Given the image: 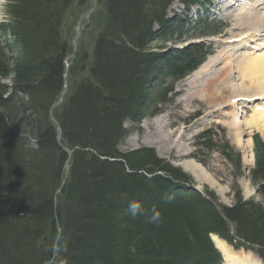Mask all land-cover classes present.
Segmentation results:
<instances>
[{"label":"trees","instance_id":"16d2710c","mask_svg":"<svg viewBox=\"0 0 264 264\" xmlns=\"http://www.w3.org/2000/svg\"><path fill=\"white\" fill-rule=\"evenodd\" d=\"M87 1L5 4L8 23L0 27V40L12 64L4 62L8 57L0 46V264H214L219 255L209 234L232 243L226 220L237 237L263 250L264 207L259 203L239 199L236 191L235 203L221 205L222 215L217 201L209 199L212 192L186 190L170 180L186 176L152 149H117L127 135L124 122L135 124L161 112L173 90L171 79L195 69L204 57L199 47L170 50L166 56L153 51L154 39L180 41L183 34L182 26L172 34L166 28L174 21L163 17L172 0H97L101 26L86 73L69 82L79 76L75 57L66 76L67 96L52 111L60 144L72 151L60 186L67 155L56 142L48 113L64 87L65 26ZM8 75L9 85L2 81ZM29 138L34 149L26 144ZM207 142L201 149L212 151ZM253 152L250 175L254 184L260 181L264 198V143L256 141ZM224 154L240 174L239 155L228 147ZM156 170L165 176H155ZM132 200L145 208L155 205L160 223L143 216L133 220L126 211ZM55 215L60 234L51 260Z\"/></svg>","mask_w":264,"mask_h":264},{"label":"rangeland","instance_id":"374dc122","mask_svg":"<svg viewBox=\"0 0 264 264\" xmlns=\"http://www.w3.org/2000/svg\"><path fill=\"white\" fill-rule=\"evenodd\" d=\"M7 2L8 0H0V27L1 25L3 26L8 23V16L5 12V4ZM86 3L87 6L78 10L74 16L70 18L69 25L67 27L65 26V40L69 49L66 59L67 62H70L69 67L75 57L78 56V59L76 60V70L79 76L75 78H71L70 76L69 82L71 83L86 73L90 49L101 26V14L100 8L97 6V0L93 11H91L88 16V23L85 24L84 15L90 9L92 0H88ZM240 4L243 5L242 3ZM256 4L255 5L258 7V15H264V9H261L259 3ZM235 9L236 3H232V0H206L204 3H202L201 0L193 3H184L180 0H172L169 2L163 17L166 20L168 18H174V21L168 22L166 27L168 29V33L172 34L179 30L180 26H182L183 34L179 35L180 41L175 42H163L160 39H154L151 46L153 47V51L157 52L161 50L164 52L165 56L169 50L173 51V49L184 52L189 48L196 49L199 47L202 49L206 47L210 48L211 51L204 60L206 64L202 63L203 67L199 66L196 71L193 73L191 72V74H195L201 69L198 73V77L200 76L198 80L191 79L186 82L190 86H186L184 82L191 74L187 75L178 82L177 80L179 77L177 76L171 79L173 90L171 93L168 92L166 94L168 101L161 106L162 111L158 115L155 117L152 116L142 118L134 125L128 122L125 123V128L128 132L123 141L117 147L118 151L121 153H126L140 148L152 149L156 156L164 161V163H167L170 167L179 170L186 176L183 180L169 177L170 180L178 185L184 186L186 190L196 188L197 191L203 194V190L206 188L209 192H212L215 197L213 196L209 199L217 201V205H220L217 207L219 210L218 212L222 215L223 213L220 210L221 205L231 206L235 203L236 199L234 195L236 191H238L240 197L239 199L242 198V200H246V202L259 203L260 207H264L263 195L258 191L257 187V184L260 181H258L257 184H254L252 182V177L247 170L251 164H249V166L247 164L244 165L245 163H243L241 158L240 161H242V164L246 167V169L241 167V173L238 174L234 171V160L229 159L224 154L226 147H229L230 149L232 148L235 153L241 154V150L237 142L238 126L235 122V112L239 108H242V111L244 109L239 102L242 101L241 98L245 96L242 92L247 90L257 96H261L262 98L260 99H264V48L253 51L249 47H244L238 50L237 53H240V55L234 58L230 53L232 50L231 48L239 43L238 40L234 39L237 37L239 38V35L241 37V35L245 33L241 27L235 24L237 22V16L234 15L235 11H233ZM238 10L239 8L236 9V12H238ZM227 12L229 13L226 14ZM205 21L212 23V26L215 24L217 25L215 28L217 31L213 33L214 35H211L212 33L209 31H213V29L205 30L202 27L195 28L198 23H204ZM255 22L259 23L256 20ZM184 25L186 27H184ZM158 29L159 26L154 24L153 31L156 32ZM78 31L79 34L76 36V52L72 61H70L69 55L74 50L73 39ZM165 34L168 35L167 33ZM230 42L234 43V45H229L231 44ZM249 44L253 45L252 42H249ZM228 45L229 47H227ZM246 48L249 49L245 50ZM242 49H244V52H241ZM7 54L9 55V58L7 60L5 57L4 62H10L7 63L8 66H10L12 62L10 52L8 50ZM231 58L234 60L239 58L238 60L240 61L235 69L236 73H238L240 77V80L235 86H231L227 83L228 78H231L233 75L231 69ZM211 59H218V61H214V66H211L212 68L210 71L207 61ZM191 60L193 59L191 58ZM185 63L186 61L184 64ZM8 72L13 74V72L9 69ZM67 73L68 70L64 72V87L59 95V98L61 97L62 101L54 107V109L59 107L63 102L64 97L67 96ZM187 73L188 70L184 69L180 75L184 76ZM176 74L179 75L178 72ZM255 76L258 78L260 77V83H251V79ZM10 81L11 75H8L5 79H3L4 84H9ZM260 89L263 90H261L260 93H257ZM187 92H190L189 95L191 97H183ZM199 94L201 96H199ZM194 95L195 97H193V99L192 96ZM197 96L201 98H197ZM202 97L204 99L201 101L200 99H202ZM236 98L240 99L236 101ZM182 99L187 100V102L190 99H193V103L191 104L192 108H201V112L196 116H194V114L191 115L189 118L190 123L187 126H183L180 120V113L182 112L183 106L180 105L178 101ZM197 99H199V101ZM256 102V105L254 103L253 106L244 103L251 108L246 111L245 116L243 113V116L245 118L248 117L247 121L249 120L248 122L251 124L250 130L258 133L260 137L264 139V109L259 107L260 103H263L264 100ZM159 105L160 104L158 103L157 106ZM231 108H233V110H231ZM164 114H167V122L171 123L170 126H166V120L163 121L160 119L157 120L162 121V125H156L159 129L154 130L152 127L147 128L142 126L146 120L155 119ZM174 122H179V125L174 126ZM164 127H167V129L165 131H160V129ZM183 127L185 128L182 129ZM147 134H153L157 138L153 139L150 136H146ZM149 138L152 140H148ZM29 139L26 144L30 148L34 149L36 145L32 138ZM202 141H208L207 144L212 148V151L201 149L198 144ZM223 144L226 147L223 146ZM186 163H190L191 166L185 167ZM192 167H198L199 169L194 170ZM67 173V171L64 173V179L60 185L61 187L64 185ZM153 173L155 176H165L163 171L156 170ZM61 187L58 188L55 194L61 190ZM226 221L228 229H230L228 233H231L234 236L232 243H234L236 251L239 250L243 251V253H249L258 262L257 264H264V249L261 250L257 242H248L237 237L234 231V224L229 220ZM54 222L57 235L52 249L53 253L50 258L51 260L52 257L55 256V249L58 245L57 237L60 234V225L56 215L54 216ZM214 237L217 238V240L224 242L226 246L228 245L217 235ZM44 244L45 243L41 242L40 245H37V250L42 248ZM45 264L48 263L45 262Z\"/></svg>","mask_w":264,"mask_h":264},{"label":"bare ground","instance_id":"6f19581e","mask_svg":"<svg viewBox=\"0 0 264 264\" xmlns=\"http://www.w3.org/2000/svg\"><path fill=\"white\" fill-rule=\"evenodd\" d=\"M255 2L259 3L261 9H264V0H232V3H236V9L239 8L238 12H236V9L233 10V11H235L234 15L237 16V22L235 24L237 26L241 27L243 29V31L245 32L241 35V37L239 35V38L237 37L236 39H234V40H238L239 43L236 46H234L233 48H231L232 50L230 53H231L233 58L236 56H239L240 53H237L238 50L241 48H244V47H249L253 51L264 48V15H262V14L258 15V7L256 6L257 4L255 5ZM240 3H242L243 5H241ZM228 13L229 12H227L226 14H228ZM231 15H232V13H231ZM255 20L259 23H256ZM249 42H252L253 45L249 44ZM231 46H233V45H231ZM233 58L230 59L231 60V69H232L233 75L231 78H228V81H227V83L230 84L231 86L237 85V82L240 80L238 73H236V71H235V69L237 68V64L240 63V61L238 60L239 58H236V60H234ZM214 61H218V59H211V60L207 61V64L209 65V68H210V71L212 68L211 66L212 65L214 66V63H215ZM200 70H198L195 74H192L191 76H189L187 78V80L184 82L186 84V86L188 85L186 82H188L189 80H191V79L198 80L200 78V76L198 77V75H199L198 73L200 72ZM208 72H207V75H208ZM263 77H264V74H263ZM259 79H260V77L258 78L257 76H255L254 78L251 79V83H255V84L260 83ZM188 86H190V85H188ZM220 87H222V86H220ZM261 90H263V89H260L257 93H260ZM237 91H239V90H237ZM189 93L190 92L185 93L183 97H185V98L191 97L189 95ZM242 93H243V95H245V96H243L244 98L242 97V101L243 100L248 101V100H251L252 98L258 97L257 95L253 94L252 92H248L247 90H245ZM261 93H263V92H261ZM185 95H187V96H185ZM199 96H201V95L199 94ZM199 96H197V98H201ZM247 96H249V97H247ZM193 97H195V95L192 96V98ZM193 99H190L188 102H187V100H183V99L178 101V103H180V105L183 106L182 112L180 113V117H181L180 120H181V124L183 126L189 125V123H190L189 118L191 117V115L196 114L198 112H201V108H198V109L192 108L191 104L193 103ZM203 99L204 98L202 97V99H200V100L202 101ZM236 99L239 100L240 98H236ZM197 100L199 101V99H197ZM241 105H242V107L247 106L244 103H241ZM241 109L239 108L235 112V119H236L235 122H236V125L238 126V140H237V142H238V146L240 147V150H241L242 161H243V163H245L244 165L247 164L249 166V164H251V161H252V153H251V144L252 143H251V139H250L251 124H249V122H248L249 120L247 121V118H245L243 116L244 111H242ZM157 119H160L163 121L166 120L165 121L166 126L171 125L170 122H167V114H164V115H161L155 119L146 120L145 123L142 124V126L147 127V128L152 127L154 130L159 129V127H157L156 125L161 126L162 121H159ZM173 124H174V126H178L179 122H174ZM184 128L185 127H183L182 129H184ZM166 129H167V127H164V128H161L160 131L161 130L165 131ZM146 136H150L153 139L157 138L153 134H151V135L147 134ZM151 138H149L148 140H152ZM186 166L190 167L191 164L186 163L185 167ZM192 169L195 170V169H199V168L198 167H192ZM212 240H213L216 248L220 251V253L222 255V263L221 264H257L258 263L255 260V258L252 255H250L249 253H243V251H233L231 248L227 247L224 243L217 240L214 236H212ZM50 263L51 262L49 261L48 264H50Z\"/></svg>","mask_w":264,"mask_h":264},{"label":"clouds","instance_id":"9594fccd","mask_svg":"<svg viewBox=\"0 0 264 264\" xmlns=\"http://www.w3.org/2000/svg\"><path fill=\"white\" fill-rule=\"evenodd\" d=\"M171 199L172 197H167ZM127 214L133 219H137L138 217H146L147 222L151 224H159L161 221V212L158 208L153 205L151 208H145L139 200L129 201L127 206Z\"/></svg>","mask_w":264,"mask_h":264},{"label":"water","instance_id":"95a60500","mask_svg":"<svg viewBox=\"0 0 264 264\" xmlns=\"http://www.w3.org/2000/svg\"><path fill=\"white\" fill-rule=\"evenodd\" d=\"M95 3H96V0H92V6L90 7V9L88 10V12L84 15V18H85V21H86V23H88V16H89V14L91 13V11H93V9H94V6H95ZM77 34H79V32L77 33ZM75 41H74V48H75ZM73 53H74V51L71 53V55L69 56L70 58H73ZM60 100H61V97L58 99V101L56 102V103H54L51 107H50V114H49V116H50V119H51V121H52V123L56 126V142H57V144L58 145H60V128H59V126H58V124H57V122H56V120L54 119V117L52 116V114H51V110L60 102ZM61 146V145H60ZM62 147V146H61ZM64 150H65V152H66V154H67V160L69 159V157H70V155H71V151L68 149V148H65V147H62ZM67 169H68V165L66 164V171H67Z\"/></svg>","mask_w":264,"mask_h":264}]
</instances>
